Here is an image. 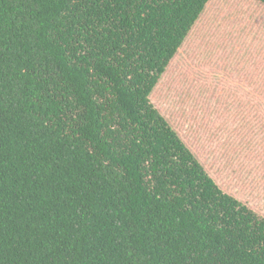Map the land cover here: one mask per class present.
<instances>
[{
    "label": "trees",
    "instance_id": "1",
    "mask_svg": "<svg viewBox=\"0 0 264 264\" xmlns=\"http://www.w3.org/2000/svg\"><path fill=\"white\" fill-rule=\"evenodd\" d=\"M215 3L0 0V264H264V179L226 189L152 101ZM239 65L214 92L264 126Z\"/></svg>",
    "mask_w": 264,
    "mask_h": 264
},
{
    "label": "rangeland",
    "instance_id": "2",
    "mask_svg": "<svg viewBox=\"0 0 264 264\" xmlns=\"http://www.w3.org/2000/svg\"><path fill=\"white\" fill-rule=\"evenodd\" d=\"M244 2L213 4L215 18L208 19L211 10L196 24L152 97L155 107L211 172H216L217 163L223 164L221 182L226 189L235 178L260 189L264 179L260 119L231 109L233 103L218 99L214 92L216 84L227 85L218 68L238 63L252 72V66H264V8L251 13Z\"/></svg>",
    "mask_w": 264,
    "mask_h": 264
}]
</instances>
